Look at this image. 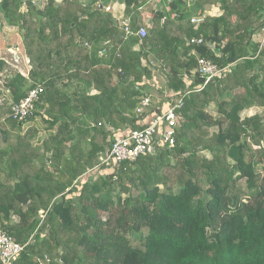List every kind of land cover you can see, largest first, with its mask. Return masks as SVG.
I'll return each instance as SVG.
<instances>
[{"label":"trees","instance_id":"trees-1","mask_svg":"<svg viewBox=\"0 0 264 264\" xmlns=\"http://www.w3.org/2000/svg\"><path fill=\"white\" fill-rule=\"evenodd\" d=\"M38 2L0 0L30 66L25 77L0 59L11 101L0 103V229L27 243L11 264H264V115L241 116L264 107V43L253 41L264 28V0H196L191 8L170 0L149 23L140 9L146 0H122L131 30L146 29L142 39H124L94 0ZM209 6L219 14L191 23ZM148 52L159 66L144 62ZM198 57L226 68L201 89L197 72L188 82L182 76ZM156 70L183 94L174 146L106 165L111 129L140 128L133 110ZM38 83L32 117L59 122L40 147L29 141L34 127L20 134L32 117H10L11 103ZM211 103L218 116L207 115ZM5 126L17 132L12 143Z\"/></svg>","mask_w":264,"mask_h":264},{"label":"built area","instance_id":"built-area-1","mask_svg":"<svg viewBox=\"0 0 264 264\" xmlns=\"http://www.w3.org/2000/svg\"><path fill=\"white\" fill-rule=\"evenodd\" d=\"M206 16V12L195 14L190 17V21L198 26L204 21ZM120 28L123 30L124 39L133 34L140 39L146 36V29L143 26H140L134 32L131 30L127 20L121 22ZM201 42L202 38L192 37L189 39V43L198 44ZM15 57L17 58L16 53ZM15 60L17 61V59ZM146 61L150 64H155L151 56H147ZM225 69V67H219L208 58L198 57L193 73L197 72L204 79L199 89L203 88L214 77H219ZM42 92L43 85L38 83L29 89L25 96L16 102H12L10 105V117L17 122L31 118L35 113L36 104ZM166 97L167 105L165 110L161 113L157 112L156 114H151V97L148 95L141 97L135 110L140 115H147L146 118L139 121L140 128L130 130L126 135L115 137L112 140L105 156L100 157L106 165L112 160L133 161L137 157L152 153L157 145L174 146L176 132L181 122L178 109L182 106L183 94L176 91H169L166 93ZM39 214L43 218L45 212L40 210ZM26 244L16 242L12 236L0 229V264H11Z\"/></svg>","mask_w":264,"mask_h":264},{"label":"crops","instance_id":"crops-1","mask_svg":"<svg viewBox=\"0 0 264 264\" xmlns=\"http://www.w3.org/2000/svg\"><path fill=\"white\" fill-rule=\"evenodd\" d=\"M56 1L61 2L62 0H56ZM81 1L89 2L91 0H81ZM32 2L34 4H37V5L41 4V6H42V3H39L38 0H32ZM97 2H100L102 4V6L104 7L103 11L110 12L118 23L121 24V22L124 20V18H126L124 16V12H123L124 5L122 3V0H103V2H105L104 4L100 0H94L93 6ZM148 2H149V0H146L144 5L140 8L141 13H142V18H144L145 22H147V23H149L150 19H151V12L146 10V8L144 7V6H146V4ZM157 2L159 3V1H157ZM187 5L189 6L188 3H187ZM189 7H191V6H189ZM163 8H164V6L156 7V5H155L153 10L163 9ZM21 9L23 10L24 7H22ZM204 12H206L207 14H210V15H217V14H219V9L215 6H209L204 10ZM190 17H191V15H190ZM138 48H139L138 45L134 46V49H138ZM15 53L17 55V58L15 57ZM147 56H151L153 58L155 64L157 66H159L160 61H158L157 59H154L155 57L152 56V53H150V52H148V54L144 58V62L146 61ZM0 59H3L7 63V65L9 66L8 71L9 70H14V71L17 70L22 75L27 77L30 66L28 65V59H27V57L23 51L21 32L19 31V29L16 26H10V25L6 24L5 21L3 20L2 16H1V13H0ZM15 59H17V61ZM18 61H19V63H18ZM156 71L158 72L159 70H156ZM193 71H194V68L189 71V75H187L186 73L182 74V76L185 77V80L187 82L192 77ZM159 75H160V77H158V78H156L157 76L155 75L152 78V80L148 86H146V87L141 86V89H140L141 93H140L139 99H141V97L147 96V95L150 97L151 96L155 97V98L151 97V99H152V105L150 107L151 114H154V113L156 114L157 112L161 113L162 111L165 110L166 105H167L166 104L167 103L166 93L169 92V89L165 84L164 75H162L161 72L159 73ZM115 79H116V77L114 76V78H112V84L113 85L117 84V81ZM118 88H119V91L121 92L122 90H125L126 85L118 82ZM135 88H137V87H135ZM152 90L157 91L158 94L153 95L152 92H150ZM91 93H95L94 88L91 89ZM3 97L9 98V95H8L7 91L2 86V75L0 74V100L3 99ZM9 100H10V98H9ZM138 103L136 104V107H137ZM136 107L134 108L133 111H134V114L138 117V121H141V119H143V118L145 119L147 115L143 116V115L136 113V110H135ZM72 114L75 115V112L72 111ZM58 125H59V122L54 124V126L50 127L43 120V118H41V116L36 115L21 126L20 134L22 135L26 132V130L28 128L34 127L36 129V132L29 139V141H30L32 146L40 147L41 144L43 143V141H45L48 137L54 136L56 134V131L58 129ZM5 128L7 129V137H10L9 142H11V143L14 142L15 141L14 138L16 137V133H17L16 130H14L8 126H5ZM111 131L113 134L111 139H113L114 137L126 135L130 131V128L125 127V128L116 129V130L111 129ZM68 144H70V143H68ZM107 149L108 148H106V150ZM91 173H92L93 179H95L99 174L98 172H96V170H92Z\"/></svg>","mask_w":264,"mask_h":264},{"label":"rangeland","instance_id":"rangeland-1","mask_svg":"<svg viewBox=\"0 0 264 264\" xmlns=\"http://www.w3.org/2000/svg\"><path fill=\"white\" fill-rule=\"evenodd\" d=\"M157 1H159V3L157 2ZM170 0H149V2L146 4V6H144L145 8H146V10H148L149 12H151L152 13V11H153V8L155 7V5H156V7H158V6H164V8H165V6H166V8L165 9H167V4H168V2H169ZM184 2H185V4H186V6L188 7V5H187V3L189 4V6H191V7H193V5L195 4V2H196V0H184ZM158 3V4H157ZM190 7V8H191ZM197 12V11H196ZM196 12L195 13H192L191 14V16H193V15H195L196 14ZM253 41L255 42V43H257L258 45H260V47L263 45V43H264V28L263 29H261V30H259L258 32H256L254 35H253ZM20 61V60H19ZM19 61H18V63H19ZM153 66H156L157 67V65L156 64H152ZM156 78H158V77H160V75H159V71L157 72L156 71ZM241 90L240 89H237V90H235V93H238V92H240ZM150 92H152V94L153 95H157L158 94V92L157 91H150ZM151 97H154V96H151ZM155 98V97H154ZM224 98H227L226 96L224 97ZM0 102L1 103H3V105H5V106H7V105H9L10 104V100H9V98H4L3 97V99H1L0 100ZM206 113H207V115L209 116V117H215V116H218V113H217V106L214 104V103H211L210 104V106L206 109ZM254 113H259V114H263L264 115V107H261V106H254V107H251V108H249V109H247V110H244L242 113H241V116L242 117H244V116H248V115H253ZM1 125V124H0ZM1 127V126H0ZM213 128H215V126H212V131H213ZM14 140H15V138H14ZM9 141H10V137H8V140H7V142L9 143ZM7 143V144H8ZM4 145V143L3 142H0V147H2ZM109 146V145H108ZM108 146H107V148H108ZM261 146L263 147V149H264V142L261 144ZM253 148H257V146H253ZM205 154H207L208 155V153L207 152H205ZM101 161V160H100ZM257 169H258V171L261 173V166L260 165H258V167H257ZM92 172V171H91ZM101 172V171H100ZM102 173H104L103 171H102ZM240 183H243V180H241L240 181ZM122 197H125V194H122ZM115 207H111L110 208V210L109 211H113V209H114ZM108 215H109V213H107V212H102L101 214H100V218L103 220V221H105V219H107L108 218ZM14 218H17L16 216H14L13 217V219Z\"/></svg>","mask_w":264,"mask_h":264},{"label":"water","instance_id":"water-1","mask_svg":"<svg viewBox=\"0 0 264 264\" xmlns=\"http://www.w3.org/2000/svg\"><path fill=\"white\" fill-rule=\"evenodd\" d=\"M27 3H28V1H27ZM93 8L99 9V10H102V11L104 10V7L102 6V4L100 2L95 3V5L93 6ZM101 155H102V157H104L105 156V153L103 152Z\"/></svg>","mask_w":264,"mask_h":264}]
</instances>
